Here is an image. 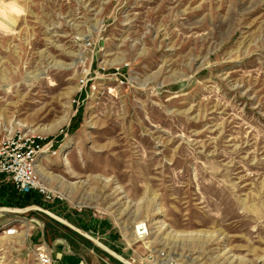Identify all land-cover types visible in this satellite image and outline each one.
Returning a JSON list of instances; mask_svg holds the SVG:
<instances>
[{
    "label": "rangeland",
    "instance_id": "1",
    "mask_svg": "<svg viewBox=\"0 0 264 264\" xmlns=\"http://www.w3.org/2000/svg\"><path fill=\"white\" fill-rule=\"evenodd\" d=\"M18 130L52 141L82 264H264V0H0V139ZM4 182L24 206L0 198L21 210L0 264H35L50 204Z\"/></svg>",
    "mask_w": 264,
    "mask_h": 264
},
{
    "label": "built area",
    "instance_id": "2",
    "mask_svg": "<svg viewBox=\"0 0 264 264\" xmlns=\"http://www.w3.org/2000/svg\"><path fill=\"white\" fill-rule=\"evenodd\" d=\"M86 84L87 80L81 81ZM122 83V82H121ZM51 140L30 131L18 130L0 139V176L10 183L22 195L36 193L50 201L47 189L41 182L37 162L54 156ZM4 234V231H2ZM15 229H7L6 235H12ZM35 264H55L49 249L38 246L35 249Z\"/></svg>",
    "mask_w": 264,
    "mask_h": 264
},
{
    "label": "crops",
    "instance_id": "3",
    "mask_svg": "<svg viewBox=\"0 0 264 264\" xmlns=\"http://www.w3.org/2000/svg\"><path fill=\"white\" fill-rule=\"evenodd\" d=\"M43 161L46 160L42 159L41 162ZM4 181L3 177L0 176V184H5ZM38 196L43 198L41 195ZM46 203L50 204L49 212L44 210L40 211V208L36 206L28 207L36 209L48 216V219H45L46 222L43 223L45 230L40 229L38 233H34L35 240L39 242L37 246H44L49 249L50 255L56 264H82L84 255L91 253V251L85 248L84 241L74 234L72 230L74 223H78L77 220H73L74 216L72 217L68 210H66L67 207L64 206L63 201L60 200L58 203L50 200ZM5 210L6 212L0 214V226L6 225L10 220L18 217L9 214L10 212H21V210L15 208H7ZM35 215L42 217L38 213H35Z\"/></svg>",
    "mask_w": 264,
    "mask_h": 264
},
{
    "label": "bare ground",
    "instance_id": "4",
    "mask_svg": "<svg viewBox=\"0 0 264 264\" xmlns=\"http://www.w3.org/2000/svg\"><path fill=\"white\" fill-rule=\"evenodd\" d=\"M61 153H62V151L59 152V154H61ZM41 160L42 159L40 158V160L37 162V170H38V174H39L41 182H43L44 186H46V181L48 178L44 173H42V162H41ZM65 162H66L65 159L62 160V163H65ZM63 197L65 198V195H63ZM79 205H81V204L79 203ZM132 228H133L132 231L125 234V240L129 243L134 242L135 240H137V238H139V239L145 238L146 235L148 234L147 228L143 224H137V225L134 224V226ZM123 231H124V229H123ZM4 234H6V231L4 232ZM171 261L176 262V264L179 263V261H177V260H171L169 258H164L160 261H157L156 264H165V263H168Z\"/></svg>",
    "mask_w": 264,
    "mask_h": 264
},
{
    "label": "trees",
    "instance_id": "5",
    "mask_svg": "<svg viewBox=\"0 0 264 264\" xmlns=\"http://www.w3.org/2000/svg\"><path fill=\"white\" fill-rule=\"evenodd\" d=\"M7 191L8 190L6 189V192H3V190L0 189V198L1 197L3 198V196L7 195L6 202H8L9 206H15V205H20V207L24 206L23 204H20L21 203L20 198L13 199V194L12 193L7 194L8 193ZM26 201L27 200L25 199L23 202L26 203Z\"/></svg>",
    "mask_w": 264,
    "mask_h": 264
}]
</instances>
